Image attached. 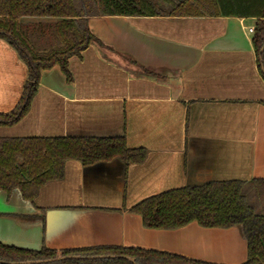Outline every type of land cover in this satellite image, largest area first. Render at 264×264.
<instances>
[{
  "label": "crops",
  "instance_id": "1",
  "mask_svg": "<svg viewBox=\"0 0 264 264\" xmlns=\"http://www.w3.org/2000/svg\"><path fill=\"white\" fill-rule=\"evenodd\" d=\"M254 17L90 16L106 47L91 43L40 72L28 111L0 137L124 136L141 162L64 163L61 179L32 201L0 189V243L58 254L92 246H132L213 264H241L239 225L148 228L131 208L163 191L208 181L264 177V77ZM146 68L148 71L143 70ZM27 65L0 37V113L18 104Z\"/></svg>",
  "mask_w": 264,
  "mask_h": 264
},
{
  "label": "trees",
  "instance_id": "2",
  "mask_svg": "<svg viewBox=\"0 0 264 264\" xmlns=\"http://www.w3.org/2000/svg\"><path fill=\"white\" fill-rule=\"evenodd\" d=\"M222 15L254 17L252 44L264 77V0H0V37L12 45L27 65V80L16 107L0 113V126L17 123L28 111L43 69L60 66L70 80L68 59L91 43L105 44L87 25L90 16ZM143 70L148 71L146 68ZM143 148H129L124 136L0 137V189H19L32 201L45 183L61 179L64 163L83 165L120 159L141 162ZM262 203L260 204V201ZM148 228H176L191 221L204 227L239 225L247 242L241 264H264V177L250 180L208 181L149 196L131 208ZM69 255H127L139 264H213L153 249L132 246H92L62 250ZM58 255L45 246L27 249L0 243V260L21 261ZM47 264H131L111 259H65Z\"/></svg>",
  "mask_w": 264,
  "mask_h": 264
},
{
  "label": "water",
  "instance_id": "3",
  "mask_svg": "<svg viewBox=\"0 0 264 264\" xmlns=\"http://www.w3.org/2000/svg\"><path fill=\"white\" fill-rule=\"evenodd\" d=\"M264 50V41L260 48V52ZM123 258L130 262L131 264H139L135 261V258L127 255H111V254H96V255H78V254H69V255H61L58 254L55 257L49 258H36V259H26L21 261H4L0 260V264H47L51 262H56L65 259H89V260H97V259H111V258Z\"/></svg>",
  "mask_w": 264,
  "mask_h": 264
},
{
  "label": "built area",
  "instance_id": "4",
  "mask_svg": "<svg viewBox=\"0 0 264 264\" xmlns=\"http://www.w3.org/2000/svg\"><path fill=\"white\" fill-rule=\"evenodd\" d=\"M247 31H248L249 33H253V31H254V27H253V26H249V27H247Z\"/></svg>",
  "mask_w": 264,
  "mask_h": 264
},
{
  "label": "rangeland",
  "instance_id": "5",
  "mask_svg": "<svg viewBox=\"0 0 264 264\" xmlns=\"http://www.w3.org/2000/svg\"><path fill=\"white\" fill-rule=\"evenodd\" d=\"M260 201V204L262 203V201L261 200H259Z\"/></svg>",
  "mask_w": 264,
  "mask_h": 264
}]
</instances>
